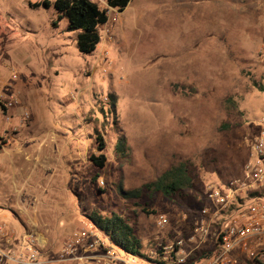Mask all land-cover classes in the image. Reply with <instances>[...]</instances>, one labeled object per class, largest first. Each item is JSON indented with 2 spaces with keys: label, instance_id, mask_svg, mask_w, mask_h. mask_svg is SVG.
Listing matches in <instances>:
<instances>
[{
  "label": "rangeland",
  "instance_id": "obj_1",
  "mask_svg": "<svg viewBox=\"0 0 264 264\" xmlns=\"http://www.w3.org/2000/svg\"><path fill=\"white\" fill-rule=\"evenodd\" d=\"M49 1L0 0V91L30 113L0 150V220L32 221L53 247L92 212H116L147 253L171 236L159 212L196 211L209 182L243 173L264 115V5L253 7L264 0H131L89 53ZM98 133L103 168L91 160ZM25 151L35 165L21 164ZM181 160L195 184L182 197H124Z\"/></svg>",
  "mask_w": 264,
  "mask_h": 264
},
{
  "label": "built area",
  "instance_id": "obj_2",
  "mask_svg": "<svg viewBox=\"0 0 264 264\" xmlns=\"http://www.w3.org/2000/svg\"><path fill=\"white\" fill-rule=\"evenodd\" d=\"M89 1L106 10L109 19L116 20L121 12L109 0ZM259 54L264 55V42ZM18 103L16 93L0 91V150L9 145L10 131L30 116L26 107L13 113ZM259 122L247 139L242 175L224 185L209 182L196 211L178 216L159 212L156 225L171 229V236L160 237L147 253L115 245L91 219L53 247L32 221L14 228L0 220V264H186L192 259V264H264V115ZM202 250L207 254L194 258Z\"/></svg>",
  "mask_w": 264,
  "mask_h": 264
},
{
  "label": "trees",
  "instance_id": "obj_3",
  "mask_svg": "<svg viewBox=\"0 0 264 264\" xmlns=\"http://www.w3.org/2000/svg\"><path fill=\"white\" fill-rule=\"evenodd\" d=\"M130 1L109 0V3L122 11ZM41 4L49 6L50 1L30 2L33 7H38ZM53 4L57 10L68 18V29L81 30L77 36L78 49L83 53L94 51L102 42L99 26L109 20L106 10L101 9L89 0H55ZM96 140L97 153L91 154V160L96 166L103 168L107 161L106 142L100 133L97 134ZM194 188L193 171L187 161L181 160L171 165L157 179L139 188L126 190L123 195L126 198H144L148 204L152 205L158 194H161L164 199L175 201L176 198L182 197L184 191ZM194 199L196 205H198L196 209H198L203 204V200L197 194L194 195ZM144 210L149 212V209L147 210L145 207ZM89 218L99 229L111 237L115 245L131 253H142V243L136 234L135 226L123 215L114 212L109 216H103L100 213L92 212ZM206 254L205 251L197 252L194 258L200 259ZM193 262L194 259L186 264H192Z\"/></svg>",
  "mask_w": 264,
  "mask_h": 264
},
{
  "label": "crops",
  "instance_id": "obj_4",
  "mask_svg": "<svg viewBox=\"0 0 264 264\" xmlns=\"http://www.w3.org/2000/svg\"><path fill=\"white\" fill-rule=\"evenodd\" d=\"M39 1H41V0H36L35 2H39ZM263 5H264V3L262 1L261 2L259 1L256 4H253V7L255 10H261V9H263ZM100 26H102V25H100ZM100 26H99V28H100ZM13 113L18 114V112L15 110H13ZM38 159H39L38 155L33 156V155H31L30 152L25 151L24 155L22 156V160H20V161H22L21 164L26 168V166L29 167L32 164L35 165V163L38 161Z\"/></svg>",
  "mask_w": 264,
  "mask_h": 264
}]
</instances>
